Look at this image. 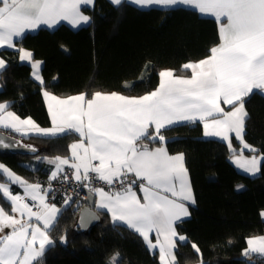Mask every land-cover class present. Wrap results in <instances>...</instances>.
<instances>
[{"label":"snow or ice","instance_id":"1","mask_svg":"<svg viewBox=\"0 0 264 264\" xmlns=\"http://www.w3.org/2000/svg\"><path fill=\"white\" fill-rule=\"evenodd\" d=\"M94 2L0 0V48L16 49L21 61L31 62L32 77L43 84L41 62L33 61L32 52L17 48L16 38L27 30L41 25L52 27L62 20L74 26L87 24L91 17L85 15L81 7L94 6ZM110 2L119 8L125 0ZM128 2L139 7L184 5L201 15H211L221 22L220 43L210 49L205 59L182 65L183 69L191 71L190 77L177 76L171 69L162 70L158 87L139 97L97 91L90 99L87 93L61 99L44 91L51 116L49 128H41L31 117L21 119L8 110L9 102H0V126L46 137L78 133L80 139L69 145V156L45 158L54 166L50 181L61 177L68 180L69 173L64 171L67 166L76 182L99 197L97 206L110 214L113 226L128 228L143 239L150 251L158 250L161 264H179L177 241L187 243L188 238L177 232L176 224L190 215L186 204H195L185 157L183 153L169 155L163 146L150 149L138 141L150 139L163 143L165 137L161 129L181 121L199 120L203 121L205 136L219 137L228 143L238 167L253 175L260 171L264 153L244 140V132L249 118L245 98L254 90L264 94V0ZM6 64L0 57V70ZM222 103L231 106V110L225 111ZM233 134L242 144L239 155L232 147ZM0 145L14 146L4 144L3 139ZM31 150L36 151L34 147ZM245 150L258 154L245 157ZM130 176L133 178L129 179ZM0 177L6 178V182L0 181V198L10 205V211L0 206V264H39L46 246L55 243L49 232L58 223L62 208L47 202L48 192L52 191L50 183L45 189L4 164H0ZM94 180L103 181L109 190L94 186ZM12 185L20 186L23 194H14ZM134 186L140 189L142 197L137 195ZM70 202L72 196L67 195L63 206ZM261 216L264 217V212ZM98 219L92 212L87 217L82 215L80 227H87ZM60 241L67 243L65 236H61ZM247 244L244 256H264V236L249 238ZM191 247L198 256V264H205L199 246L192 243ZM120 261L121 254L116 252L108 264Z\"/></svg>","mask_w":264,"mask_h":264},{"label":"trees","instance_id":"2","mask_svg":"<svg viewBox=\"0 0 264 264\" xmlns=\"http://www.w3.org/2000/svg\"><path fill=\"white\" fill-rule=\"evenodd\" d=\"M85 10L91 17L87 26L42 28L18 40L17 48L31 50L35 59L44 62L43 84L32 77L31 64L22 62L16 49L0 51L7 61L0 72V102H9V109L18 116L50 126L44 90L61 97L87 93L89 99L97 91L142 96L158 87L160 71L172 68L177 74H187L182 65L205 59L220 43L221 22L190 7L140 8L125 1L117 8L109 0H96L94 8ZM245 108L249 113L245 139L264 153V94L254 91L245 98ZM161 134L163 143L147 141L164 145L170 153L184 154L195 195L191 216L185 221L188 242L178 244L179 264L198 263L192 243L199 246L205 264H264V256L243 255L249 238L264 236V161L257 175L239 170L229 147L219 139L206 138L199 121L167 127ZM22 138L37 145L39 153L0 150V164L36 182L50 178L53 166L45 165V158L68 156L69 145L79 136L73 131L58 137ZM243 154L258 153L245 150ZM77 202L73 200L61 211L49 232L55 243L39 264H108L116 252L121 254L119 264H159L157 254L139 235L113 226L105 212L96 225L79 228V211L86 201L75 206ZM0 205L10 211L3 198ZM61 236L67 243L60 241Z\"/></svg>","mask_w":264,"mask_h":264},{"label":"crops","instance_id":"3","mask_svg":"<svg viewBox=\"0 0 264 264\" xmlns=\"http://www.w3.org/2000/svg\"><path fill=\"white\" fill-rule=\"evenodd\" d=\"M110 1V0H109ZM125 1H127L128 2V0H125ZM130 3V2H129ZM95 4H96V0H95V2H94V6H95ZM131 4H133V5H135L134 3H131ZM94 6H82L81 7V11L85 14V15H88L89 17H90V15L86 12V8H94ZM135 6H137V5H135ZM153 6H156V5H153ZM179 6H184V5H179ZM137 7H139V6H137ZM151 7V6H150ZM159 7H161V6H159ZM174 7H176V6H174ZM185 7H189V6H185ZM140 8H142V7H140ZM164 8V7H163ZM170 8H173V7H170ZM191 8V7H190ZM204 16H209V17H213V16H211V15H204ZM213 18H215V17H213ZM216 19V18H215ZM90 22H91V20H90ZM90 22L89 23H87V24H81V25H79V26H74V25H72L69 21H60L58 24H56V25H54V26H52V27H48V26H46V25H41L40 27H38L37 29H35V30H27L25 33H24V35L23 36H25L26 34H28V33H35V32H37V31H39L40 29H42V28H48V29H50V30H54V29H56L57 27H59L60 25H62V24H66V25H68L69 27H71L72 29H79V28H81V27H83V26H87V25H89L90 24ZM22 36V37H23ZM22 37H20V38H16L17 40H19V39H21ZM2 49H11V48H9V47H3V48H0V51L2 50ZM25 50H28V51H30V52H32L31 50H29V49H25ZM32 54H33V52H32ZM0 57H2L1 55H0ZM3 58V57H2ZM33 61H39V62H41V67H40V74L42 75V68H43V65H44V62L43 61H41V60H38V59H35L34 57H33ZM200 61V60H199ZM22 62H24V63H29V64H31V62H29V61H22ZM192 62H198V61H192ZM167 69H171V70H174V69H172V68H167ZM164 70H166V69H164ZM188 71V73L187 74H177L176 73V71L174 70V74L175 75H177V76H183V77H190L191 76V71L190 70H187ZM0 72H1V70H0ZM0 86H1V84H0ZM44 91H47V90H44ZM254 91H259V90H254ZM47 92H49V91H47ZM50 94H52V95H54V96H56V97H58V98H61V99H64V98H67V97H69V96H67V97H61V96H58V95H56V94H54V93H52V92H49ZM101 93H103V92H101ZM113 93V92H112ZM115 93H117V92H115ZM80 94V93H79ZM105 94H108V93H105ZM118 94H120V95H124V96H127V95H125V94H122V93H118ZM75 95H78V94H75ZM72 96H74V95H72ZM128 97H135V96H128ZM139 97V96H138ZM44 99H45V103H46V106H47V110H48V101L46 100V98L44 97ZM221 106L224 108V110L225 111H230L231 110V106H229V105H224L223 103L221 104ZM9 111H12V110H10V109H8ZM12 112H14V111H12ZM48 112H49V110H48ZM49 116H50V113H49ZM21 119H24V118H22L21 117ZM33 120V119H32ZM50 120H51V116H50ZM34 121V120H33ZM196 121H199V120H196ZM186 122H193V121H181V122H177V123H174L173 125H176V124H181V123H186ZM199 122H202L203 123V121H199ZM37 123V122H36ZM38 124V123H37ZM39 125V124H38ZM173 125H171V126H173ZM40 126V125H39ZM52 126V124L50 125V126H48V127H42V126H40L41 128H49V127H51ZM167 127H170V126H167ZM167 127H165V128H167ZM0 128H2V129H4V130H7V131H10V132H15V133H17L19 136H21V137H28V136H32V135H37V136H42V135H39V134H36V133H27V134H24V133H20V132H16L15 130H12V129H8V128H4V127H2V126H0ZM165 128H163V129H165ZM163 129H161V132H162V130ZM153 131V129L152 128H150L149 129V132H152ZM78 134V133H77ZM78 136H79V134H78ZM205 136V135H204ZM206 138H216V139H219V140H221V141H223L227 146H228V143L226 142V141H224V140H222L221 138H219V137H214V136H205ZM79 139H80V136H79ZM79 139H77V140H75L74 142H78V140ZM244 140L246 141V139H245V132H244ZM73 142V143H74ZM247 142V141H246ZM138 143H142V144H147L148 145V147L150 148V149H153V148H156V147H161V146H163V147H165L164 145H151V143L149 142V141H147V140H142V141H138ZM231 143H232V147L233 148H235L236 150H237V152H238V150H240L241 149V147H242V144H241V142L240 141H238L237 139H236V137L234 136V134L232 135V138H231ZM248 143V142H247ZM238 144L240 145L239 147H238ZM230 149V148H229ZM231 150V149H230ZM232 151V150H231ZM167 152H168V154L169 155H175V154H178V153H170L168 150H167ZM236 152V154L237 155H239L240 153L238 152L237 153ZM69 155H70V152H69ZM68 155V156H69ZM243 156H245V157H251V156H247V155H245V154H243ZM64 157H66V156H64ZM185 157V156H184ZM49 159H51V158H49ZM45 161V165H49V166H51V164H49L48 162H47V160L45 159L44 160ZM94 163H96V162H94ZM262 163V162H261ZM185 165H186V162H185ZM236 165V164H235ZM53 166V165H52ZM237 166V165H236ZM187 167V166H186ZM237 168L239 169V170H241V171H243V172H246L244 169H242V168H240V167H238L237 166ZM260 168H261V165H260ZM53 170H54V166H53ZM247 173V172H246ZM260 173V171L258 172V173H256L255 175H257V174H259ZM249 174V173H248ZM18 175V174H17ZM188 175H189V172H188ZM251 175H253V174H251ZM20 177H22L21 175H19ZM22 178H24V177H22ZM189 178H190V176H189ZM25 179V178H24ZM27 180V179H26ZM29 182H31V183H37V182H33V181H30V180H28ZM191 181V180H190ZM192 185V184H191ZM136 192H137V195L138 196H141L142 197V192L140 191V189H134ZM192 190H193V187H192ZM11 191L15 194V193H20V194H23V189L20 187V186H17V185H12L11 186ZM193 193H194V191H193ZM195 196V195H194ZM90 199H91V201H94V203H95V207H93V206H84V207H81L80 208V211H79V223H80V220H81V216L82 215H84L85 217H87V215H88V213L89 212H92V213H95L97 216H99V219L98 220H92L90 223H88L87 224V227H80V225H79V228H82V229H89V228H91L92 226H94L95 224H97L100 220H101V213L102 212H105V213H107V214H109L107 211H104V210H101V209H99L98 208V203H99V197L96 195V194H94V193H91V196H90ZM48 202V201H47ZM49 203V202H48ZM73 203V200H72V202H70V204L68 205V206H70L71 204ZM191 205H193L192 203H187L186 204V206L188 207V211H189V213H190V215L188 216V217H183L182 218V221H180V222H177V224H176V230H177V232L178 233H180L181 235H185L186 237H187V234L185 233V221L191 216ZM1 206V205H0ZM56 206L58 207V208H62V210L63 209H65L66 207H68V206H63V201H61V202H59L58 204H56ZM75 206H78V202L77 203H75ZM60 215V214H59ZM59 215H58V217H59ZM109 216H110V214H109ZM264 218V217H263ZM7 231H9L8 229H5V232H7ZM261 236H263V235H258V236H254V237H261ZM152 238H153V241H155V235L153 234V236H152ZM188 238V237H187ZM251 238H253V237H251ZM179 243H184V242H180V241H177V244H179ZM48 248V246H46V249ZM248 248V247H247ZM151 252L152 253H154V254H157V256H158V259H159V254H158V250H151ZM176 255H177V252H176ZM255 255H258V256H262V255H260V254H255ZM159 264H161V262H160V260H159ZM198 264V263H197Z\"/></svg>","mask_w":264,"mask_h":264},{"label":"built area","instance_id":"4","mask_svg":"<svg viewBox=\"0 0 264 264\" xmlns=\"http://www.w3.org/2000/svg\"><path fill=\"white\" fill-rule=\"evenodd\" d=\"M65 172L69 173V179L64 180L62 177L58 178L57 180H37L36 182L42 184L45 189H47L49 183L51 184L52 191L48 192V202L58 204L59 202L63 201L67 195L72 196V200L78 201H86L89 198V190L83 187L79 182H76L74 178L71 176V169L67 166L64 168ZM133 177H129L132 179ZM139 183V181L137 182ZM93 185L96 187H104L106 191L109 190L108 186L104 184L103 181H93ZM119 187V185H117ZM134 189H139L138 187L134 186ZM30 204L32 203L30 200L28 201ZM35 210V209H34Z\"/></svg>","mask_w":264,"mask_h":264},{"label":"water","instance_id":"5","mask_svg":"<svg viewBox=\"0 0 264 264\" xmlns=\"http://www.w3.org/2000/svg\"><path fill=\"white\" fill-rule=\"evenodd\" d=\"M0 139L4 140V144L14 145L10 147H4L0 145V150L9 151L14 154H24V155H37L39 153V147L32 142H28L24 138L12 134L10 131L4 130L0 128ZM32 147L36 149V151H32ZM91 193L89 194V198L85 202V206H93L95 207L94 201L90 199ZM80 225L78 220V226ZM96 225V224H95Z\"/></svg>","mask_w":264,"mask_h":264},{"label":"rangeland","instance_id":"6","mask_svg":"<svg viewBox=\"0 0 264 264\" xmlns=\"http://www.w3.org/2000/svg\"><path fill=\"white\" fill-rule=\"evenodd\" d=\"M0 88H1V86H0ZM245 155H247V156H252V155H254V154H245ZM8 168V167H7ZM10 169V168H9ZM11 170V169H10ZM14 172V171H13ZM17 174V173H16ZM243 188V186L240 188V189H242ZM76 201H78V200H75V202ZM78 202H83V201H78Z\"/></svg>","mask_w":264,"mask_h":264}]
</instances>
